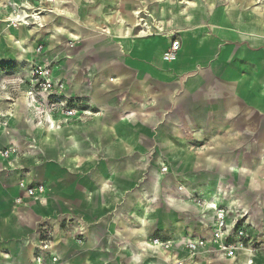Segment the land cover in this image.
<instances>
[{"label":"crops","instance_id":"1","mask_svg":"<svg viewBox=\"0 0 264 264\" xmlns=\"http://www.w3.org/2000/svg\"><path fill=\"white\" fill-rule=\"evenodd\" d=\"M8 1L0 3V24L9 28L5 20L10 9L4 7ZM159 2L155 16L159 24L178 33L181 50L172 60L164 61L155 52L157 39L136 36L140 40L132 43L135 56L128 62L120 59L117 64L114 58L106 63L93 77L98 82L86 89L74 92L79 83L71 82L72 91L64 94L68 99L82 100L87 110L93 108V117L67 123L64 170L57 165L50 170L41 166L27 179V184H42L43 195L23 198L17 204L15 200L22 193L14 187L10 213L16 216H0V264H192L184 249L189 240L186 233L170 237L167 256L150 254L159 250L150 235L156 223L151 202L160 186L151 193L150 184L145 188L146 201L139 200L134 178L137 166L132 162L152 154L154 128L167 130L166 144H188L186 129H211L206 140L202 141V136L199 141L193 139L201 147L196 157L240 161L241 169L249 171H253L250 166L255 163L250 161L254 160L259 164V175H264V0H193L185 2V7L178 0ZM114 4L112 24L116 31L124 20L116 1ZM140 20L144 19L139 18L134 26H139ZM23 30L27 28L12 29L15 42L27 40L21 36ZM158 30L164 28L159 25ZM116 39L104 41L105 52L113 57L122 50ZM86 42L83 57L97 45ZM17 58L29 60L23 55ZM0 107L9 113L11 125L28 120L19 101ZM3 160L0 183L7 189L4 177L8 165L7 159ZM229 168L235 169L233 165ZM207 220L212 222V216ZM41 226L51 229L52 247L37 263ZM195 237L205 239L199 233ZM28 238L34 245L28 248L33 257L29 254L22 259L20 253ZM140 241L145 243L144 251ZM251 254L237 253L231 262L253 264ZM52 256L58 262L53 263ZM257 258L264 264V252L257 253Z\"/></svg>","mask_w":264,"mask_h":264},{"label":"rangeland","instance_id":"2","mask_svg":"<svg viewBox=\"0 0 264 264\" xmlns=\"http://www.w3.org/2000/svg\"><path fill=\"white\" fill-rule=\"evenodd\" d=\"M42 1V8L46 10L45 16L48 17L41 28H27L31 31L27 40L19 39L15 42L17 39L11 34L15 28L0 24V106L16 104L19 101L27 111V116L29 115L27 121L11 125L9 113H5L0 107V114L7 119V126L0 129V151L10 145L19 151V154L5 161L8 165V171L5 170L8 174L4 177L7 189L1 185L3 178L0 173V216H16L10 213L15 197L14 187L27 185V179L38 167L43 166L50 170L61 166L62 170L65 169L64 140L67 123L85 121L93 117V108L87 110L83 107L82 100L68 99L64 94L66 90L72 91L71 82L79 83L74 92L80 91L81 88L86 89L98 82L93 77L106 63L110 64L114 58L118 61L117 64L120 59L122 62H128L132 55L135 56L131 45L140 40L136 36L142 30L149 31V38L158 40L155 52L161 54L164 61L174 58L169 56V45L172 39H178V33L163 23L159 24V19L155 16L161 0H48L50 3ZM115 1L116 7L121 9V19L124 20L121 29L116 31L112 24ZM178 1L185 7V2L191 3L193 0ZM139 18L144 19L140 22L141 25L134 26V22ZM159 25L164 31L158 30ZM116 37L117 44H122V50L113 57V53L105 52L104 43L107 42L105 40H113ZM87 40L97 45L90 47L89 54L83 57ZM20 55L29 59L28 62L17 58ZM38 68L49 70L54 83L51 91L44 92L39 87V77L34 74ZM83 76L85 79L77 80ZM66 111H72V115L67 116ZM50 121L54 127L48 132L46 129L50 128ZM186 130L188 144H166L163 140L167 130L154 128L152 154L132 162L137 166V175L134 178L137 180L139 200L146 201L145 188L150 184L151 193L157 191L158 184L160 186L157 196L151 202L156 210V223L150 235L151 242L157 239L166 243L176 233H186L189 238L186 242L196 241L198 239H194L195 234L199 233L200 237H205L207 246L194 254L192 264H236V261L231 262L232 260H228L221 252L213 249L210 242L214 221L208 211L212 208H208V202L204 198V205L197 203L198 197H203L205 192H215L225 205L241 211L243 217L239 221L246 223L251 236V239L245 242L246 251L254 255L253 264H262L258 261L257 253L264 252V175H259L258 162L250 161L255 165L250 166L253 171H249L241 169V162L236 160H201L195 154L201 147L198 142L194 143L193 139L199 141L198 137L202 136V141L206 140L212 131ZM56 137L61 139L50 144ZM55 155L60 157L56 159ZM0 161L4 160L0 158ZM232 165L235 169H227ZM261 165L264 166V160H261ZM210 215L212 222L207 220ZM139 243L144 251L145 243ZM24 245L20 258L27 259L30 254L32 259L33 251L28 249L33 245L31 239H26ZM157 247L159 250L150 254L158 258L171 250L170 247ZM241 252L244 251L237 253Z\"/></svg>","mask_w":264,"mask_h":264},{"label":"built area","instance_id":"3","mask_svg":"<svg viewBox=\"0 0 264 264\" xmlns=\"http://www.w3.org/2000/svg\"><path fill=\"white\" fill-rule=\"evenodd\" d=\"M42 0H9L5 3L4 7L10 9L9 15L6 17L5 23L11 27H38L41 28L45 24V12L42 8ZM47 3H50L46 0ZM32 5H31V4ZM33 3H36L33 5ZM181 50V43L178 39H172L169 45V56L174 57ZM39 78V87L42 91H51L54 83L48 69L38 68L34 72ZM67 116L72 115V111H66ZM7 126V119L4 115L0 114V129ZM19 154L18 149L14 146L5 147L0 151V156L3 159H8L10 155ZM22 196L15 200V203L20 204L25 199H38L45 192V187L42 184H27L18 185ZM197 203L204 205L203 197H198ZM211 212L214 221L211 242L213 249L222 253L228 260H233L234 256L239 251H246L245 242L251 239L249 229L245 222H240L239 219L243 216L241 211L233 207L225 205L222 201L217 206L208 210ZM38 247L35 252V261L40 263L42 261L43 253L50 251L52 247V234L51 229L47 226H41L39 229ZM80 243V241H77ZM156 246H165L166 249L170 247V243L160 242L154 240L152 242ZM207 243L203 239L196 241L186 242L184 249L191 257L200 250L204 249ZM53 263L58 262L56 256L51 257Z\"/></svg>","mask_w":264,"mask_h":264},{"label":"bare ground","instance_id":"4","mask_svg":"<svg viewBox=\"0 0 264 264\" xmlns=\"http://www.w3.org/2000/svg\"><path fill=\"white\" fill-rule=\"evenodd\" d=\"M52 3V2H51ZM59 21V20H58ZM140 21H142V20H140ZM140 21H138V25H140L139 24V22ZM60 22V21H59ZM62 23V22H61ZM60 23V24H61ZM135 23V22H134ZM144 27V26H143ZM162 31V30H161ZM16 32V35L17 36H20V34L17 32V31H15ZM6 33H7V31H6ZM29 34H30V32L28 31V30H26V31H24L23 30V32H21V36H22V38H24V37H29ZM151 34L149 33V31H145V30H142L141 32H139L138 33V36L139 37H142V38H145V37H148V36H150ZM20 38V37H19ZM19 40V39H18ZM135 48V47H134ZM137 53V52H136ZM147 57V56H146ZM49 127L50 128H48L49 129V131L51 130H53L52 128L54 127V124H53V122L52 121H50V125H49ZM203 198H204V200H206L207 202H208V204H206L207 206H208V208H213V204H214V206H217L218 204H220V202L222 201L221 199H219L218 198V196H216L215 195V192H212V193H208V192H205L204 193V195H203ZM228 202V201H227ZM206 208V207H205ZM140 220V219H139ZM143 232V231H142ZM141 232V233H142ZM141 235V234H140ZM145 237V236H144Z\"/></svg>","mask_w":264,"mask_h":264}]
</instances>
